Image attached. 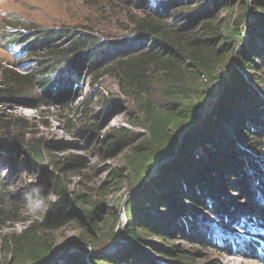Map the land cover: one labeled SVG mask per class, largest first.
Instances as JSON below:
<instances>
[{"label":"trees","instance_id":"1","mask_svg":"<svg viewBox=\"0 0 264 264\" xmlns=\"http://www.w3.org/2000/svg\"><path fill=\"white\" fill-rule=\"evenodd\" d=\"M234 2L163 0L158 10L195 9L184 16L169 15L171 21L154 11L143 12L132 20L134 37L123 46L70 29L35 27L12 33L8 40L23 47L33 71L23 77L5 74L0 105L14 102L24 88L18 85L24 84L29 96L38 91L41 104L55 107L75 94L80 67L92 71L116 56L132 60L128 69L162 74L164 79L157 101L131 95L140 119L131 126L144 131L138 140L132 139L130 130L120 129L101 141L105 157L128 152L124 167L108 174L109 181L100 187L102 194H119L125 184L137 191L126 202L120 240L105 255L103 245L97 246L98 226L105 223L104 203L67 192L59 174L76 170L84 160L71 156L55 162V171H48L41 166L46 157L40 146L9 138L7 131L20 129V120H0V152L10 167L20 170L18 160L23 157V165L36 171L44 198H55L40 223L3 239L0 264H52L55 247L49 234L70 222L82 231V249L65 264H191L192 254L167 242L188 236L201 244L209 242L207 229L195 220L194 208L213 214L226 228L228 219L257 220L264 228V81L255 73L264 71V0H240L238 16H231L225 26L213 24L218 12H228ZM232 55L236 66L226 70L227 79L222 78ZM123 72L129 81L136 80ZM217 84L224 85L222 92L211 109L201 113V105ZM29 100L35 109L41 106ZM80 134L92 136L88 129ZM44 147L48 151L49 146ZM7 204L0 196V217ZM114 224L106 242L114 236ZM86 246L97 253H89ZM248 250L255 252L256 247Z\"/></svg>","mask_w":264,"mask_h":264},{"label":"rangeland","instance_id":"2","mask_svg":"<svg viewBox=\"0 0 264 264\" xmlns=\"http://www.w3.org/2000/svg\"><path fill=\"white\" fill-rule=\"evenodd\" d=\"M162 2L163 0H0V87L4 86L1 82H5L3 77L8 71L21 77L28 76L33 71L30 57L22 52L23 47L8 40L12 33L35 27L48 30L70 29L101 42H118L123 46V42L134 37L135 25L132 20L142 17L143 12H155L154 14L171 21L172 17L169 15L184 16L195 9V6H189L179 10L175 7L158 10L157 7ZM234 3V7L228 11L229 15L225 11L218 12L213 24L225 26L231 21V16H238L242 10L239 6L240 0H235ZM246 25L247 22L243 23L240 30ZM133 55L136 57V54ZM130 62L132 60L116 56L92 71H88L85 66L80 67V82L74 87L75 94L55 107L41 104L38 91L29 96L28 87L24 84L18 85V88L22 86L26 90L23 88V92L20 89L21 92L14 102L0 105V120L18 119L22 124L20 129L7 131L9 138L33 141L40 146L46 157L41 166L46 170L55 171V162L64 161L71 156L84 160L82 166L76 170L58 173L67 192L83 194L104 203L105 223L98 226L101 230L97 240L98 247L103 245L100 248L102 255L111 252L120 240V233L126 224V202L137 191H131L129 186L127 187L128 184H125L119 194H113V191H109L107 195L102 194L100 187L109 181L108 174L114 169L124 167L128 152L111 158L105 157L102 152L104 144L101 145V141L120 129L130 130L132 139L138 140L144 131L131 126V123L140 121L138 106L131 99V95L136 93L141 100L157 101L164 79L162 74L140 71L135 67L128 69ZM235 66L232 55L230 66L221 72V77L227 79L228 71ZM124 70L135 76L136 80L129 81ZM255 73L264 81V71ZM223 88L224 85L217 84L210 89V96L199 109L201 113L211 109ZM30 98L36 101L35 104L40 102L41 106L35 109L34 104L29 102ZM85 129L92 132L90 139L80 134V130ZM44 145L49 146L48 151H45ZM63 146L65 148L61 149ZM5 157V154L0 152V196L8 202L6 213L0 217V248L5 237L19 233L36 222L40 223L49 204L55 201L53 196L48 197L45 199L46 208L43 211L35 216L28 215L21 200V193L38 183L37 173L23 165V157L18 160L22 165L20 170L12 169ZM228 196L234 198V201L237 200L234 194L228 193ZM9 203H12L11 207ZM237 203L247 204L240 201ZM192 210L197 223L203 230L207 229L204 232H207L209 242L201 244L189 236L176 237L167 242L192 254L191 264H238L241 259L264 264V228L257 220L250 222L244 219H228L229 226L226 228L216 216L204 209ZM113 224L114 236L106 242ZM49 235L55 247L52 264H65L69 257L81 253L82 244L79 238L82 237V231L74 222ZM226 246H230L228 252L224 251ZM251 247H256L255 252L248 250ZM86 251L94 253L88 246ZM224 257L230 258L229 261L223 262Z\"/></svg>","mask_w":264,"mask_h":264},{"label":"clouds","instance_id":"3","mask_svg":"<svg viewBox=\"0 0 264 264\" xmlns=\"http://www.w3.org/2000/svg\"><path fill=\"white\" fill-rule=\"evenodd\" d=\"M43 186L35 185L21 193V200L28 215H37L46 208Z\"/></svg>","mask_w":264,"mask_h":264},{"label":"bare ground","instance_id":"4","mask_svg":"<svg viewBox=\"0 0 264 264\" xmlns=\"http://www.w3.org/2000/svg\"><path fill=\"white\" fill-rule=\"evenodd\" d=\"M229 259L230 258L224 257V259H223L224 261L223 262H227V261H229ZM238 264H258V263L256 261H254V260L241 259Z\"/></svg>","mask_w":264,"mask_h":264}]
</instances>
